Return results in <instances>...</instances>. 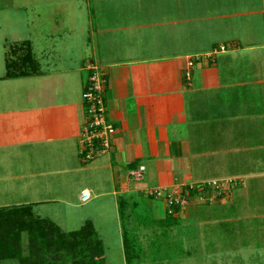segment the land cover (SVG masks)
<instances>
[{
  "label": "crops",
  "instance_id": "0c3cea01",
  "mask_svg": "<svg viewBox=\"0 0 264 264\" xmlns=\"http://www.w3.org/2000/svg\"><path fill=\"white\" fill-rule=\"evenodd\" d=\"M103 2L95 0L91 58L80 67L44 71L33 38H25L34 69L29 67L25 77L6 78L44 79L33 85L21 108L0 111L15 117L8 124L13 132L7 133L14 152L5 151L0 165L24 171L14 177L51 178L30 188L33 198L19 205H30L36 216L66 233L77 229L61 228L36 208L55 186L66 191L73 172L96 174L83 179L80 200L83 190L89 200L108 197L117 217L126 203L136 206V197L146 196L151 216L162 220L166 203L147 196L148 190L180 192L193 185L194 196L174 215L188 217V237L203 245L210 243L211 233L222 235L226 245L231 239L218 249L220 264L233 257L235 264H264V0H156L157 10L150 13L141 0ZM111 5H129L135 12L115 24L104 13ZM48 33L46 39L57 37ZM194 57L199 60L187 78V63ZM89 63L107 74L106 114L116 132L109 151L83 166L88 163L79 159L86 83L81 72H88ZM140 165L143 178H130L129 171ZM210 179L221 184L219 189L202 187ZM92 182L106 185L104 191L92 196ZM113 246L124 253V245Z\"/></svg>",
  "mask_w": 264,
  "mask_h": 264
},
{
  "label": "rangeland",
  "instance_id": "374dc122",
  "mask_svg": "<svg viewBox=\"0 0 264 264\" xmlns=\"http://www.w3.org/2000/svg\"><path fill=\"white\" fill-rule=\"evenodd\" d=\"M103 1H105L103 4L106 5L111 2L126 3L129 0ZM141 1L149 4L146 7V13L157 10L156 0ZM88 3V0H0V77L6 74L5 62L7 59L10 62H15V67L11 71L15 73L30 71L29 66L20 64L21 58L15 55L26 52L24 49L19 50L21 46H26L21 44L25 38H33L34 55L40 60L43 70L47 72L63 73L67 70L70 71L72 67H80L81 61L91 58V55L88 54L92 48L93 23L95 24L97 20L93 13L95 0ZM128 6L127 8L122 6L123 9L119 10L118 8L122 7L111 5V9L104 10V13L114 18L112 23L118 24L117 21H127V16L134 14L135 10H129ZM115 16L119 18H115ZM49 30L57 35L52 41L46 39ZM112 33L111 35L115 37V32ZM196 50H206V48ZM118 55L120 54L118 53ZM81 75L83 80L87 81L88 72L85 70L81 72ZM20 79L24 82L20 83L12 79L10 82H5L9 79H0L2 81L0 83V111L21 108L23 101H28L30 94L34 92L31 89L33 85L44 81V79L35 76ZM201 114L202 112H200ZM12 118L15 117H12L10 112L4 115L0 114V144L6 142L8 145L13 141L11 136L7 137V133L13 132V129L9 128L12 124L10 121ZM201 130L202 124H198V133ZM15 131L16 136L21 132L17 128ZM254 140L256 141L258 138H254ZM20 148L22 149V147ZM9 150L14 152L12 144L5 146V148L0 147V157L6 155L5 151ZM87 165H90V162L83 166ZM19 171L13 170L11 166L3 167L0 165V207L23 204L25 200L33 198L31 189L40 188L51 179L48 176L32 179L14 177L17 172L18 175L24 173V171ZM71 175L68 179L72 184L67 187L66 191H63V187L58 185L51 192L42 194V196L44 195L43 198L48 201L37 205L36 212L44 216L51 215L55 223L68 231L78 229L86 221L92 220L97 236L105 245L104 264H220L219 247L223 245L226 248L227 245H230V237L226 245L225 241H222L223 236L218 233L209 234L210 243L206 245H203L199 239L194 240L192 237H188V217L186 216L178 218L177 224L168 226L166 235H163L166 218L156 220L151 216L147 205L149 198L146 196H137L136 206L126 203L118 217L108 202V197H100L96 200L92 197L89 201L81 202L80 190L85 185L83 179L92 180L96 174L93 171H88L86 174L73 172ZM91 186V194L94 196L93 193L104 191L103 187L106 185L101 186L92 182ZM100 205L103 206L100 207ZM124 235L129 238L130 245H126L127 251L125 252L124 248L123 253L121 247L115 248L113 245H123ZM125 253L130 258L128 262ZM46 261L48 264L49 260L46 259ZM223 263L235 264L234 257L232 261L227 260ZM0 264L18 263L12 261L1 262ZM64 264L71 263L66 262Z\"/></svg>",
  "mask_w": 264,
  "mask_h": 264
},
{
  "label": "trees",
  "instance_id": "16d2710c",
  "mask_svg": "<svg viewBox=\"0 0 264 264\" xmlns=\"http://www.w3.org/2000/svg\"><path fill=\"white\" fill-rule=\"evenodd\" d=\"M21 44L26 46H21L19 50L24 49L26 52L15 55L21 58L20 64L34 69L29 44ZM5 67L6 74L0 79L31 74L28 71H11L15 62H10L9 59L6 60ZM194 194L195 192H189L188 198H192ZM183 208L178 205L167 208L163 235H166L168 226L177 224L174 215ZM123 245L126 252V245H130L126 235ZM127 255L125 253L128 262L130 258ZM46 259L49 260L48 264H104V248L90 221H86L75 231L65 233L51 221L36 216L30 205L0 207V263L16 261L18 264H46Z\"/></svg>",
  "mask_w": 264,
  "mask_h": 264
},
{
  "label": "built area",
  "instance_id": "2783aa9c",
  "mask_svg": "<svg viewBox=\"0 0 264 264\" xmlns=\"http://www.w3.org/2000/svg\"><path fill=\"white\" fill-rule=\"evenodd\" d=\"M199 58H193L187 63L185 75L191 76V69L195 61ZM107 84V74L96 65L90 64L88 67V77L82 92L84 122L79 133V158L84 164L89 163L99 156L106 154L110 147L113 135L116 129L107 117V108L104 99V91ZM145 172V167L140 165L129 171L128 175L134 180H141ZM225 182V181H224ZM221 184L217 181L203 183L202 187H215L219 189ZM193 185H188L180 192L168 191L166 188H153L148 190L147 196L155 199L163 198L166 208L173 205L185 207L188 203L189 190ZM90 198L87 190L81 194V201L86 202Z\"/></svg>",
  "mask_w": 264,
  "mask_h": 264
}]
</instances>
